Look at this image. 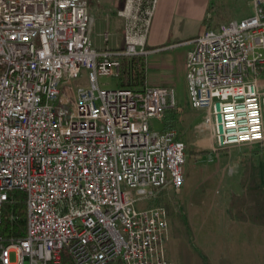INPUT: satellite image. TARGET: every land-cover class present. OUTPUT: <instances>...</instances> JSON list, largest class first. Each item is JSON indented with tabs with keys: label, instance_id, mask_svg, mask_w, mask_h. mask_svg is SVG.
<instances>
[{
	"label": "built area",
	"instance_id": "1",
	"mask_svg": "<svg viewBox=\"0 0 264 264\" xmlns=\"http://www.w3.org/2000/svg\"><path fill=\"white\" fill-rule=\"evenodd\" d=\"M155 2L126 0L123 48L107 52L91 45L87 0H0V224L14 192L25 204L24 236L0 234V264H170L165 209L140 205L183 183L184 143L150 122L175 108L174 88L97 84L148 53ZM251 4L186 56L190 107L217 148L264 143V0Z\"/></svg>",
	"mask_w": 264,
	"mask_h": 264
},
{
	"label": "rangeland",
	"instance_id": "2",
	"mask_svg": "<svg viewBox=\"0 0 264 264\" xmlns=\"http://www.w3.org/2000/svg\"><path fill=\"white\" fill-rule=\"evenodd\" d=\"M160 1L156 0L154 4L146 33L148 40L155 37L161 41L156 47L157 52L147 56L151 66L148 72H158L170 82L175 91L176 106L165 112L162 119L150 122L157 130L173 128L184 143V179L180 189H161L140 206L165 209L169 230L165 253L170 264H264V231L257 224L259 220L252 216L251 209H235L238 218H244L248 225L243 231H229V210L224 194L231 181H235L231 180L229 171L239 168L238 146L217 148L209 131L201 128L205 112L190 107L185 79L189 50L186 40L207 29L217 30L230 20L249 16L253 13L251 0H178L174 5L170 4L173 9L168 17ZM144 5L142 2L139 10ZM115 26L118 28L112 35L122 47L124 28L119 23ZM156 65L159 68L156 69ZM127 80L123 73L119 78L98 77L97 84L100 89L108 90L126 86ZM71 83L74 87L86 86L85 70ZM239 149L247 154L243 165L248 170L250 184L245 185L242 180V187L255 188L263 194L264 143ZM255 182L258 185H254ZM262 210L264 216V207Z\"/></svg>",
	"mask_w": 264,
	"mask_h": 264
},
{
	"label": "crops",
	"instance_id": "3",
	"mask_svg": "<svg viewBox=\"0 0 264 264\" xmlns=\"http://www.w3.org/2000/svg\"><path fill=\"white\" fill-rule=\"evenodd\" d=\"M170 1L172 2H169V0L160 1L162 3L163 11L166 17H168V14L171 13L173 9V7H171L170 4L174 5L178 0H170ZM87 3H88L87 11L90 18L88 33L92 47L96 50L107 51V52H114L116 50L122 49L123 46L121 47L118 44V40L114 38L112 34L113 31L115 32L116 28H118L115 26L116 23H119L120 26H122L123 28L122 19L120 16H118V11L124 7L126 0H88ZM105 32L108 33L107 39H104L103 37V33ZM197 34L189 38V40H186L187 44L189 45V50L193 46L190 40L194 38ZM160 44L161 41L156 39L155 37H150L149 40L147 38L145 39L144 47L148 51V53L145 56H143L145 61V68H146L144 73L143 84L146 83L149 85H170V82L162 78L158 72L156 73L148 72L150 64L147 56L151 52H157L156 47L159 46ZM155 61L156 60H154V65L156 64ZM157 67L158 65L155 66L156 69ZM163 70L164 69L162 68L161 72H163ZM240 147L239 146L236 147L238 148L236 149V151L239 152L238 153L239 168L236 171H229L228 173L231 180H235V181H231V185L227 186L225 190L226 192L224 194L225 195L224 202L229 210V214H228V218L230 222L229 231L231 233L236 231H243L245 230V228H247L246 225H248L245 223L244 218L243 219L238 218L236 212L234 213L235 209L237 211L239 209L240 210L251 209L252 216L255 217V220H259V222L257 221V224H259L262 227L261 230L264 231V216H262V211H263L262 208L264 207V192L262 194L255 188L249 189L248 187H242L241 184L242 180H244L245 185H250V184H248V170L246 166L243 165L244 163L246 164L247 154L242 153L243 151L239 149ZM257 183L255 182L254 185Z\"/></svg>",
	"mask_w": 264,
	"mask_h": 264
},
{
	"label": "trees",
	"instance_id": "4",
	"mask_svg": "<svg viewBox=\"0 0 264 264\" xmlns=\"http://www.w3.org/2000/svg\"><path fill=\"white\" fill-rule=\"evenodd\" d=\"M122 66L124 75L128 77L126 86H140L144 82L145 61L141 57L122 58ZM171 109H168L169 111ZM166 111V112H167ZM168 127V126H167ZM170 129V128H168ZM15 201L12 205H6L3 209V215L0 224V234L8 241L9 237L18 239L25 233V204L24 194L22 192H14ZM13 215V218L10 216Z\"/></svg>",
	"mask_w": 264,
	"mask_h": 264
}]
</instances>
